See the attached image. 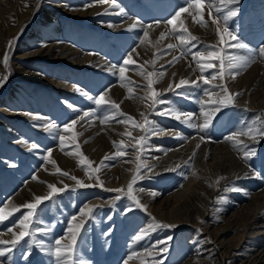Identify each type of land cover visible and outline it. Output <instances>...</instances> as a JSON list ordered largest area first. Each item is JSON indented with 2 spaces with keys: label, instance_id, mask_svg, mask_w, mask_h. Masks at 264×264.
Listing matches in <instances>:
<instances>
[{
  "label": "rangeland",
  "instance_id": "obj_1",
  "mask_svg": "<svg viewBox=\"0 0 264 264\" xmlns=\"http://www.w3.org/2000/svg\"><path fill=\"white\" fill-rule=\"evenodd\" d=\"M210 2L215 4L217 0H210ZM34 3L35 13L24 25H20L19 30L14 29L13 26L9 30L5 25H2L4 29H0L2 46L0 49V81H2L0 100H3L0 101V105L1 107L5 105V110L11 109H8L6 114L4 110H0V117L6 120H0V207H5L8 199L18 194L33 179H36L35 185H46L51 183L50 176L53 174L62 175L63 172H67L69 176H75L70 172L74 165H77V168L87 169L86 172L91 180L87 183L84 182L92 186L82 188L75 183L41 203L36 210L30 228H44L45 231H37L34 236L25 237L15 246L0 245V248H11V251L0 256V264H57L54 254L55 240L63 238L72 217L77 216L85 204L100 198L101 201L92 206V214L84 222L77 237L74 255L76 264H124L130 251L138 253V257L146 252L148 264H156V262L185 264L191 257L195 259L196 247L204 249L203 245L199 246L194 242L195 228L200 227L186 225L178 228L174 226L156 228L149 232L144 239L136 242L135 236L141 230L148 228L152 223V217H155L159 222L162 221L148 210L135 207L133 201L122 193L108 191V189H118V187L109 188L102 176L108 169L115 168L122 163L133 162L134 153L132 151L135 146L132 143L135 142H132L127 135H123V138L115 141L117 144L121 140L124 141L119 149L112 143L111 151L95 162L89 158L81 137L84 129L93 125V128L98 130L96 139L100 143H107L114 138V133L110 130L113 126H119L122 129H127L131 125L133 127L132 121L119 122L126 121L127 116L133 117L137 123L142 122L144 117L141 116V113L144 114L143 109L150 106L152 102L147 99L151 95V92L145 87L147 81L138 72L141 68L146 72L156 71L161 75L153 77V80L156 81L153 87L160 93L158 98L169 103L157 104L154 110L149 108L145 116L152 121L151 127L154 125L153 128L157 127L161 133L160 136H157L155 131L146 134L147 139L151 140L148 141L150 144L153 139L159 137L160 144L157 146L158 152L161 153L159 155L165 157L168 154H175L176 151L182 153L185 144L194 138L198 139L199 142H195L199 147L196 145L191 159L196 156V161L200 160L199 162L203 163L201 149L208 143L227 145L232 156L227 163L205 173L200 168L197 171L190 165L185 173L173 169L141 178L142 182L139 179L133 185V195L137 197L136 193L134 194L136 187L147 191H158L166 185L167 187L161 195L164 198L176 191L183 190L195 176L201 182L191 200L192 208L196 214L202 215L204 220L213 227L226 226L227 219L234 213L241 215L244 206L249 205L250 202H256L255 198L258 199L264 191V136L257 135L255 140L247 136L239 137L248 145V149L255 150V154L249 159L244 157V152L248 149H245L243 145L234 147L233 142L226 140V137L234 131H243L247 127H264V106L259 103L264 100V58L258 55V49L264 46V0H239V3L234 5L239 8V13L228 21V27L235 32L240 42L245 43L248 49L256 54V59L249 67L240 71L235 78L225 73L223 80H220L219 77L212 80V76L219 71L216 67L207 68L202 72L197 62L192 59V54L197 51L211 52L221 47L234 54L248 55L249 53L247 50L227 49L226 45H221L216 25L212 23V17L219 15L221 24H223L224 13L212 11L210 16L207 5L202 10L204 24L195 22L188 13L181 15V19H185L184 26L189 29L191 35L197 37V40L192 41L189 45L180 46L175 36L168 34L171 27L167 21L179 7L185 5L186 0H116L119 7H113L111 3L101 2V0H36ZM22 4L28 7L32 1L8 0L6 6H0V20H4V16H11L13 13L18 16ZM63 4L67 7L62 8L60 5ZM154 5L161 11V17H155L152 13L151 6ZM71 7L74 10L86 8L87 11H93V13L86 17H77L70 15ZM46 8L53 10L57 22L45 16L43 11ZM120 9H123V12ZM16 17L13 19L11 17V19L14 20ZM199 18L197 17V19ZM137 21L139 22L137 27L129 30L130 25ZM55 23L58 25V33L53 28V26L56 27ZM250 23L257 24L259 30L258 27ZM160 24L166 25V31L162 38L171 40H167L164 47H162L161 38L155 41L147 28L148 25L157 26ZM238 25L247 26V28H242V26L237 28ZM146 29L147 37L144 36ZM247 31H251L250 34L248 33L249 35ZM40 35H43L45 40L58 39L57 42L53 41L52 43H57V46L61 43L65 47L68 45L67 48L74 51L75 54L69 56V61L50 59V56L42 57L40 55L20 58L19 55L24 52L20 53L19 48L23 47L24 43H32L33 46L44 43V40L41 41L38 38ZM142 40L144 43H141ZM153 41L155 42L152 43ZM169 43L176 44L177 47L168 49ZM229 43L234 42L229 39ZM28 51L26 50V52ZM130 52L133 54L134 63L128 66L125 72V85L122 86L118 69ZM5 54L9 56L7 66L3 63ZM87 54L90 55L87 62L78 64L79 60L81 61ZM209 63L218 64L211 56L200 60V64ZM257 64L263 67L259 76L249 84H237L238 79ZM21 67H26L27 71L40 72L44 76H42L43 79L60 82L61 87L53 89V86L25 76L20 72ZM133 69L136 70L133 71ZM5 77L6 79H4ZM170 77H172L171 82L168 81ZM202 77L208 78L209 83L205 84ZM174 79H177L176 84ZM182 79L196 81L198 86L189 84L182 88H176ZM127 81L133 83H127ZM220 84L226 85L230 93L238 95L234 96L233 104L221 108L207 132L201 133L199 129L189 127L175 119L174 116L158 114L164 109L175 108L181 112L193 113L192 122L202 123V117L197 119L201 111L198 101L216 99L222 95L220 88L215 87ZM163 87L167 88L160 90ZM77 88L82 91H76ZM129 88L132 89L131 92H129ZM106 90L108 96L105 99L119 104V110L126 114L125 116H117L115 119L105 121L104 116L110 115L114 109L107 105L98 106L88 98L89 96L95 98ZM205 90L214 95L205 96ZM253 98H257L256 104L252 101ZM244 100L247 103L243 102ZM12 109H21V111L25 109L26 112L32 114V118H24L19 113L12 114ZM84 112L95 114L84 120H79ZM38 117H41L43 121L37 120ZM72 120H77L78 123L73 129L65 132L64 125L70 124ZM48 122L55 123L59 131L48 132L44 126L41 128L36 124L44 123L45 125ZM12 128L14 130L18 128V132L24 133L25 143L22 146L17 145L8 137L11 135ZM175 128H178V131H175ZM135 130L133 127L131 131L125 132H131L133 137H137L132 132ZM180 130H183L184 134L179 133ZM73 134H75V138H73ZM60 135L65 136L63 151H61L59 142ZM201 136L204 137L203 140L200 139ZM31 144H37L38 148L31 149ZM145 144L141 145L143 146L141 147L142 151L146 149ZM49 151L51 155L46 160L45 157L48 156ZM117 151H122L123 155L117 156ZM55 153L58 157L55 156ZM140 156L136 168L139 165L140 171H143L145 167H143L142 157H149L150 154L142 152ZM63 157H66L65 162L62 160ZM83 157H87V160L81 163ZM88 161L92 162L91 165L88 164ZM13 164L15 167L11 166ZM142 171L140 175H142ZM62 176L69 178V176ZM217 180L219 183H216ZM41 181L43 184H40ZM139 183L140 185H138ZM37 193L38 191L33 192L35 195ZM117 196H120V199H116ZM110 198L112 200L109 203H103L105 199ZM22 205L24 204L15 202L11 206ZM27 212L28 209L20 207L19 211L0 222V233L14 227ZM260 216V219H264V209L261 210ZM202 232L206 233L204 230ZM233 234L235 233L229 232L227 237L230 238ZM0 239L5 240L1 237ZM146 240L149 246L143 248ZM258 243L264 244V241H258ZM165 245L168 251L160 252V249ZM146 250L159 252V255H149V251ZM237 253L242 254V251Z\"/></svg>",
  "mask_w": 264,
  "mask_h": 264
},
{
  "label": "bare ground",
  "instance_id": "obj_2",
  "mask_svg": "<svg viewBox=\"0 0 264 264\" xmlns=\"http://www.w3.org/2000/svg\"><path fill=\"white\" fill-rule=\"evenodd\" d=\"M7 1L8 0H0V6L1 7H2V5L6 6ZM31 1H32V4L29 5L28 7L23 6V4H22V7L20 8V13L18 16L16 15V13H13L11 16H9V15L4 16V20H0L1 21L0 22V29H4L2 27V25H5V26H8L9 30L12 29V26L14 27V29L19 30V27H21L20 25H24L29 19H31V17L35 13V3L34 2L36 0H31ZM61 1H65V0H61ZM253 3H255V2H253ZM60 6L62 8L67 7V5H65V4L60 5ZM92 7H94V6H92ZM85 10H86V8H84V10H81V9L74 10L71 7L69 11H70V15H74L77 17H79V16L80 17H86V16L91 15L93 13V11L89 12V11H87V10L85 11ZM43 12H45L44 13L45 16L49 17L50 20H54V22H57L55 15L53 14V10L52 11L47 10V8H46ZM11 17H12V19L14 17H16V19L12 20ZM18 18H21V19L18 21L17 20ZM105 22H106V20H105ZM55 24H56V27L53 26V28L55 29L56 33H58V31H59V29L57 27L58 25H57V23H55ZM165 26L160 24L158 26H152L148 30L150 36L153 37V39L155 41H157L161 38L160 41L162 43V47L166 46L168 41H171L169 38H162V36H161V34L166 31ZM241 26H242V28H247V26H243V25H238L237 28H239ZM250 32L251 31H249V32L247 31V34L248 33L250 34ZM38 38H40L41 41L44 40V43L43 44L42 43L35 44L34 46L32 45V43H30V44L28 42L24 43V46L19 48L20 53L24 52V53L19 55L20 58H26L29 56H39L40 55L42 57H49L50 56V59L69 61V59H68L69 56H71V54L72 55L75 54L74 51H71L69 48H67L68 45H67V47H65V45H63L62 43H61V45L59 44L58 46H57V43L53 44L52 43L53 41L57 42L58 39H56V38H53L51 40L50 39L45 40V37L43 35H40V37H38ZM155 41H153L152 43H154ZM1 47L2 46H1V35H0V49H1ZM26 50H29V51L26 52ZM77 52H78V50H77ZM89 56L90 55L87 54L81 61L79 60L78 64L86 63ZM73 62H77V61H73ZM16 64H18V63H16ZM97 66H99V65H97ZM262 71H263V67L260 66L259 64L251 67L249 69V71H247L244 75H242L241 78L238 79L237 84H239V85L249 84L250 82H252V80H254L257 76H259L260 72H262ZM20 72H21V74H23L29 78L35 79L36 81L43 82L44 84L49 85V86H53L54 87L53 89H55V88L59 89L61 87L60 82L56 83L54 80L48 81L46 79H43L42 78L43 74L40 72L37 73V72H35V70L27 71L26 67H24V68L21 67ZM236 79H237V77H236ZM168 81L171 82L172 77H170L168 79ZM174 81H175L174 83L176 84L177 79H174ZM165 88H167V87H163L160 90H164ZM256 99L257 98L252 99L254 104L257 103ZM0 101L2 102L3 100H0ZM243 102L247 103L246 100H244ZM259 103H260V105L264 106V100H261ZM2 105H3V103H2ZM4 106L5 105H3V107H1V105H0V110L1 109H2V111L4 110V112L6 114L7 110L8 109L11 110V109L8 108L7 110H5L6 108H4ZM149 108L150 107L148 106L145 109H143L144 116H145L146 111ZM25 109H23L22 111H21V109L20 110L19 109H12L13 110L12 114L19 113L20 116H23L24 118H27V119H29L30 117L32 118V114H30L29 112H26ZM135 114H136V111H135ZM41 119H42L41 117L37 118V120H41ZM142 119L140 118V120H142ZM0 120L6 121V120H3L2 117H0ZM41 121H43V120H41ZM36 124L40 125L39 127H41V128L44 126V123H36ZM2 125H3V122H2ZM155 126H158V125H155ZM153 127H154V125H153ZM132 128H133L132 125L129 126L127 129H122L119 126L118 127L113 126L110 130L114 133V138H113V140H111V142L109 141L107 143H100V141L96 139V136L98 134V130L93 128V125L91 127L85 128V129L83 128L84 132H83V135L81 138L83 140V144H84L85 149L89 155V158L95 162L99 161L101 158H103L105 155H107L109 153V151H111V149H112L111 146H113V144H114L113 142L116 141L117 139L123 138L122 136L124 135L125 131H127V130L131 131ZM11 131H10L11 135L10 136L8 135V137H10L11 140L13 142H15L17 145L22 146L25 143V141L23 140L25 137L24 133L18 132L19 131L18 128H15V130L12 128ZM154 131H155L157 136L161 135V133L157 127H155ZM175 131H178V128L177 129L175 128ZM132 132H134L135 136H137V137L145 134L138 129H136L135 131H132ZM179 133L184 134L183 130ZM124 139H126V138H124ZM129 140H128V142H129ZM148 141L150 142L151 140L147 139L146 142H148ZM152 141L153 142L151 144L149 142L147 144H145L146 149L144 148L145 150H143V151H142L141 147H143L144 145L141 146V145H136L135 143H132L135 146L134 150L132 151V153H134L133 162L132 163H129V162L122 163L115 168L108 169L105 171V174L102 177H104L109 188H117L118 187L120 189H124L125 191L127 190V185L131 182L135 168H136V164L138 163L137 162L138 161L137 155H139V157L141 158L140 154L142 152L144 154H150L149 157H147V156L142 157L144 160V162H142V163H144V165L147 166L144 168L143 171L141 170L142 171V175H141L142 178H145V177L147 178L148 176H152V175H158V174H161V173L167 172L169 170H173V169H176L181 173H185L186 169L190 165L195 170L198 171V169L200 168L202 170V172L205 173L211 169H216L217 166H219V165L227 163L228 159L232 156L231 151L227 148V145H222V144L213 145V144L208 143L206 146H203L201 149V160L203 161V163L199 162L200 160L196 161V158H197L196 156L194 157V159H191L192 153L194 152V150L196 148L197 142H199L198 139L193 138L185 144V149L182 153L180 151H176L175 154H168L165 157H161L159 155L161 153H159L157 150V146L160 144L159 137H158V139H153ZM195 141H197V142H195ZM55 156L58 157L57 153H55ZM86 156H87V154H86ZM60 157H62V156L60 155ZM73 157H74V154H73ZM146 159H149V160H146ZM62 160H63V162H65L66 157H63ZM191 160H193L192 164L190 163ZM76 166L74 165L71 168L72 170H70V172L73 173L75 176H78L77 177L78 179L83 180L86 183L89 182L91 179L89 177V174L86 172L87 169L86 170L81 169L80 167L77 168ZM143 167H141V168H143ZM47 168H49V166H47ZM54 173H56V172L54 171ZM35 181H36V179H33V181L28 183L24 189H22L18 192V194H16L12 198L8 199V201L5 204V210L6 211L11 210L12 203L20 202V204H26L29 202H33L35 196H46L50 191V189L48 188L49 184H54L58 188H64L65 185H67V187H68V186H71V185L76 183V181H74L70 178L64 177L61 174L51 175L50 176L51 183H47L46 185H35L34 184ZM139 181L142 182V179H140ZM42 182L43 181H41L40 184ZM200 183L201 182H199V179H197V177L194 176V177H192V180L188 183V185L183 190L176 191L175 193H173L167 197H164V198H162L161 195H162V191L167 187L166 185H164L158 191H151V190L150 191H147V190L140 191V188L136 187V191L134 192V194L136 193L138 199L142 202V204L147 206V210L150 213L154 214L157 218H159L160 221H162L166 224H169V225H173L176 228L186 226V225H195V227H200V228H195L194 233H195L196 238L194 239V242H195V244H197L199 246L203 245L204 249L201 250L200 248L197 249V247H196V249H195V257L196 258L193 259L191 257V259L186 261L185 264H264V244L258 243V241H260V242L264 241V219H260L261 210L264 209V191L262 192L260 197H258V199L255 198L256 202L253 201V202H250L249 205L244 206V209H243L241 215H237L236 213L232 214L227 219V225L226 226L213 227V225L211 226L209 223H207L204 220L202 215L196 214L192 208L193 202L191 200H192L194 194L196 193L197 188L200 186ZM138 185H140V183ZM34 191L35 192L38 191V193L35 195V194H33ZM152 193H156V195H152ZM161 198H162V200H160ZM111 200H112V198L107 199V200L105 199V201L103 202V200H102V202L103 203H109ZM9 201H11V204L8 203ZM100 201H101V198L89 201L82 208L87 209V207H89V206L92 207L94 205V203L100 202ZM76 217H77L76 222L82 221L83 224L86 221V219L88 218L87 216H81L80 213ZM12 229H13V231L18 232L20 230L18 227V223L14 227H12ZM202 230H204L206 233H203ZM80 231H81V229H80ZM229 232H234L235 234H233L232 237L229 238V237H227ZM68 235L69 234H68V230H67L66 234L63 236L62 243L70 242L68 240ZM0 237L5 239V240H12L14 238L8 230L0 233ZM144 244H143V248L144 247L146 248V246L148 245V241L146 240L144 242ZM242 245L244 246L243 248H242ZM132 246H133V244H132ZM130 247H131V245H130ZM240 250L242 251V254L237 253ZM133 252L130 251L129 255H131ZM147 261H148L147 255H146V252H144L143 254H140L139 257L136 256L135 260L132 259V260L128 261V264H148Z\"/></svg>",
  "mask_w": 264,
  "mask_h": 264
},
{
  "label": "snow or ice",
  "instance_id": "obj_3",
  "mask_svg": "<svg viewBox=\"0 0 264 264\" xmlns=\"http://www.w3.org/2000/svg\"><path fill=\"white\" fill-rule=\"evenodd\" d=\"M101 2L105 3H111L113 7H119L116 4V0H101ZM239 3V0H217L215 4L211 3L210 0H186V3L184 6L179 7L177 11L172 15V18L167 21V24L171 26V29L168 34L174 35L176 40L179 42L180 46L189 45L192 43V41L197 40V37L191 35L189 32V29L184 26V20L181 19V15L183 13H188L189 16L193 18V20L197 23L204 24L203 20V12L202 10L207 5L209 11V15L211 16L212 11H215L216 13H224L222 19L223 24H221V17L219 15L212 17V23L216 25V31L220 36V42L221 45H226L227 49H242L247 50L248 55H240V54H234L231 51L226 50L224 47L218 48L215 51L211 52H201L197 51L192 54V59L197 62V64L200 67V70L203 72L207 68H218L219 71L212 76V80H216L217 77H219L220 80H223L225 73H227L232 78H235L236 75L239 74L240 71L246 69L249 67L252 63L255 62L256 54L252 53L250 49H248V46L245 43H242L239 41L238 36L235 34L234 31L230 30L228 27V21L235 17L239 13V8L234 7V5H237ZM192 11H189V10ZM121 12H123V9H120ZM197 17H200L197 19ZM139 22H134L130 25L129 30L135 29L137 27V24ZM158 26V25H157ZM152 25H148L147 28H151ZM144 36H148L147 29L144 32ZM161 36L163 37L164 34L162 33ZM229 39L233 41L234 43H229ZM141 43H144L142 40ZM176 44L169 43L167 45L168 49H174L176 48ZM183 55V53H181ZM258 55L261 58H264V46L260 47L258 49ZM206 56L214 57L215 61L218 62V64H200V60L205 58ZM9 61V56L5 54L3 57V63L7 66ZM134 63L133 61V54L130 52L127 55V58L123 60L122 66L118 69L119 78L122 82V86L125 85V72L128 69V66L130 64ZM147 63V62H145ZM115 67V66H113ZM136 69H133L135 71ZM138 74L142 75L144 79L147 81V85L145 86L148 91L151 92V95L147 97V99L151 100V105L149 106L151 109L154 110L155 105L157 104H167L168 101H165L163 99H159L160 93L156 91V89L153 87L154 83H156L155 80H153V77H157L161 74H158L156 71H150L146 72L143 68H141L138 72ZM6 79V77L4 78ZM204 83L208 84L209 79L203 78ZM127 83H133L132 81H127ZM194 85L198 86L196 81H188V80H180L179 84L176 85V88H182L186 85ZM0 86H2V81H0ZM215 87L220 88L222 95H219L216 99H203L199 100L198 103L201 106V111L197 119L202 117L203 122L202 123H195L193 121V113L190 112H181L175 108H169L164 109L158 114L162 115H171L174 116L175 119L180 120L182 123L187 124L191 128L199 129L200 132H207V130L212 125L213 120L215 119V116L217 113L220 112L221 108L227 107L234 103V96L238 94H232L228 91V88L224 84L215 85ZM171 90V85H170ZM76 91L80 92L81 89L77 88ZM132 89L129 88V92H131ZM86 95V93H85ZM214 94L205 90V96L211 97ZM108 96V91H104L101 94H99L97 97L93 98L89 96L88 98L93 100L94 103L98 106H110L114 111L110 115L104 116V120L107 121L109 119H115L117 116H125L123 112H121L120 105L115 103V101L106 100L105 97ZM143 99V98H142ZM69 107H72V105H69ZM95 113L93 112H84L83 115L79 117V120H84L86 117L93 116ZM141 116H143V120L140 123H137L133 117L127 116L126 121H119L122 123H126L127 121H132L133 127L135 129H138L145 133L144 135H140L139 137H133L131 132H125L124 135H127L131 138L132 141L135 142L136 145H143L146 143L147 140V133L154 131V128L151 127L152 121H150L147 116H144L143 113H141ZM78 123L77 120H72L70 124L64 125V131L67 132L71 129H73L76 124ZM149 126V127H146ZM44 128L48 132L53 131H59L58 126L55 123L48 122L44 125ZM257 135L264 136V127L262 128H256V127H247L243 131H234L229 136L226 137V140L232 141L234 147H238L240 145H243L245 149H248V145L245 144L242 140L239 139L240 136H247L252 140H255ZM73 138H75V134H73ZM183 139V137H181ZM201 140L204 139L203 136L200 137ZM59 142L61 145V151L64 149L65 145V136L60 135L59 136ZM114 145L119 149L121 145L124 144V141L121 140L119 144H117L115 141L113 142ZM77 147H79L77 145ZM199 147V145H197ZM31 149L38 148L37 144H31ZM255 154L254 149H248L244 152L245 159L251 158L252 155ZM51 155V152L49 151L48 156L45 157V159H49ZM117 156L123 155L122 151H117ZM194 155V154H193ZM139 155H137V160H139ZM105 159H108V157H105ZM87 160V157H83L81 159V163H84V161ZM52 163H55L54 161H51ZM91 161H88V164L91 165ZM103 163V162H101ZM12 167H15V165H11ZM144 167H147L144 165ZM98 170V169H97ZM59 171V169H57ZM62 175L69 176V173L63 172ZM259 175V174H257ZM70 179L75 180L76 184L79 187L85 188V187H91L92 185L86 184L83 180L78 179L75 176H69ZM140 175V166L138 165L137 169L135 170V173L132 177L131 182L127 185V190L124 189H108V191H115L117 193H122L124 196H126L128 199L133 201L135 207L143 209L147 211V206L142 204L141 201L133 195V185L137 182V180L141 179ZM99 179V177H97ZM216 183H219V180L216 181ZM211 186V185H210ZM48 188L50 189L49 193L46 196H35L33 202L26 203L22 206H13L10 211H6L5 207H0V222L6 220L9 216H11L14 212L19 211L20 207L28 209V212L26 215H23L22 219H19L18 227L19 231H13L12 228H9L8 231L12 234L14 237L12 240H2L0 239V245H11L15 246L20 240L24 239L27 236H34V233L44 232V228H36L31 229L30 225L33 222V217L36 215V210L38 206L43 203L45 200L51 199L54 195H56L59 192L64 191L67 188V185L64 186V188H58L54 184H49ZM235 190V189H233ZM140 191H143V189H140ZM152 195H156V193H152ZM116 199H120V196H117ZM11 204V201L8 202ZM129 211H131V208H129ZM92 214V207L89 206L87 209H80V215L81 216H87L90 217ZM151 215V214H149ZM77 217H72V222L69 223L68 226V240L70 242L62 243L63 238L56 239L55 240V248H54V254L57 258L58 264H76V261L74 259L75 255V245L77 242V237L79 235L80 229L83 227V222H76ZM173 227V225L164 224L162 222H159L155 219V217H152V223L148 226V228L143 229L139 232L138 235L135 236V241H140L144 239L149 232L156 228H170ZM171 239V237H169ZM162 243V242H161ZM11 251L10 247H3L0 248V256H4L6 252ZM149 251V250H146ZM168 248L165 245L163 248L160 249V252H167ZM138 254L133 252L131 255L128 256L127 260L124 262V264H128V261L132 260L134 257H136ZM149 255H159V252H153L149 251ZM156 264H161V262H156Z\"/></svg>",
  "mask_w": 264,
  "mask_h": 264
}]
</instances>
